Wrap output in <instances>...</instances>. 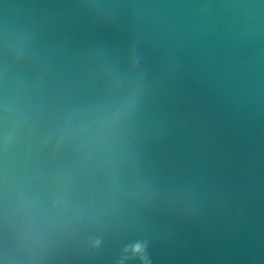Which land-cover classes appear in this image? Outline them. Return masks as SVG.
Segmentation results:
<instances>
[{"label":"water","instance_id":"water-1","mask_svg":"<svg viewBox=\"0 0 264 264\" xmlns=\"http://www.w3.org/2000/svg\"><path fill=\"white\" fill-rule=\"evenodd\" d=\"M0 264H264V0H0Z\"/></svg>","mask_w":264,"mask_h":264},{"label":"clouds","instance_id":"clouds-1","mask_svg":"<svg viewBox=\"0 0 264 264\" xmlns=\"http://www.w3.org/2000/svg\"><path fill=\"white\" fill-rule=\"evenodd\" d=\"M143 251H144V248H143V246L140 245V244H137V245L135 246V248H134V253H135V254H142ZM143 259L145 260V262L147 261V257H146V256H144Z\"/></svg>","mask_w":264,"mask_h":264}]
</instances>
